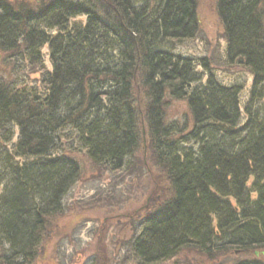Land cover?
Masks as SVG:
<instances>
[{
  "label": "trees",
  "instance_id": "obj_1",
  "mask_svg": "<svg viewBox=\"0 0 264 264\" xmlns=\"http://www.w3.org/2000/svg\"><path fill=\"white\" fill-rule=\"evenodd\" d=\"M195 8V0H0V264L38 256L79 179L69 152L120 172L144 134L172 197L138 223L130 247L139 264L186 247L210 259L264 251V0L217 4L226 59L252 76L242 109L240 88L218 83L206 60L163 47L195 37ZM167 99L185 102L189 118L168 122Z\"/></svg>",
  "mask_w": 264,
  "mask_h": 264
},
{
  "label": "rangeland",
  "instance_id": "obj_2",
  "mask_svg": "<svg viewBox=\"0 0 264 264\" xmlns=\"http://www.w3.org/2000/svg\"><path fill=\"white\" fill-rule=\"evenodd\" d=\"M19 3L33 0H8ZM35 1V0H34ZM218 0H195L197 33L193 39L168 41L163 47L175 55L207 62L209 73L223 86H237L242 109L250 96L252 76L242 66L226 59L224 30L217 12ZM45 54V66L50 70ZM197 72L203 73L200 67ZM34 78V76H32ZM205 78L203 79V82ZM264 90V83H263ZM143 109L144 95L134 92ZM168 122L189 118L185 102L166 100ZM141 130L143 118L140 117ZM144 130V129H143ZM140 148L125 170L111 172L95 166L85 152L68 153L79 166V179L64 199L63 211L54 217L32 264H139L131 254L130 242L138 235V223L172 194L154 168L145 134ZM240 261L264 264L254 251L231 252L214 259L193 248L181 249L173 258L156 264H236Z\"/></svg>",
  "mask_w": 264,
  "mask_h": 264
},
{
  "label": "water",
  "instance_id": "obj_3",
  "mask_svg": "<svg viewBox=\"0 0 264 264\" xmlns=\"http://www.w3.org/2000/svg\"><path fill=\"white\" fill-rule=\"evenodd\" d=\"M0 60H1V54H0ZM261 255L264 257V251L261 252H255V256Z\"/></svg>",
  "mask_w": 264,
  "mask_h": 264
},
{
  "label": "flooded vegetation",
  "instance_id": "obj_4",
  "mask_svg": "<svg viewBox=\"0 0 264 264\" xmlns=\"http://www.w3.org/2000/svg\"><path fill=\"white\" fill-rule=\"evenodd\" d=\"M235 252L237 253V252H239V251H235ZM255 252H256V251H254V255H255Z\"/></svg>",
  "mask_w": 264,
  "mask_h": 264
}]
</instances>
